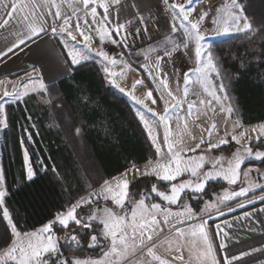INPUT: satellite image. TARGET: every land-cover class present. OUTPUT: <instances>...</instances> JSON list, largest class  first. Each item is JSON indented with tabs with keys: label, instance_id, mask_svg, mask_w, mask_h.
I'll use <instances>...</instances> for the list:
<instances>
[{
	"label": "snow or ice",
	"instance_id": "1",
	"mask_svg": "<svg viewBox=\"0 0 264 264\" xmlns=\"http://www.w3.org/2000/svg\"><path fill=\"white\" fill-rule=\"evenodd\" d=\"M120 3L121 0H0V30H4L12 38L10 46L6 50H0V57H7L16 49L22 51V45H26L27 42L35 43L36 40L51 33L62 37L61 43L67 50L65 63L68 64L69 73L76 66H83L84 62L90 59L89 52L95 51L96 55L102 58V63H105V73H108L112 83L116 84L117 73L110 71L109 66L120 63L125 67L130 65L122 59L126 53L121 51L110 55L104 50V43L107 41L112 45L128 48L130 42L135 43L136 38L143 39L144 36H148L151 39L149 34L151 21L143 15L138 17V25L134 30L129 27L131 21L120 22L119 8L116 7ZM65 4L71 9V14L65 11ZM163 5L171 15L170 31L175 33L182 30L183 33L181 42L173 43L172 47H164V56L171 57L176 49L180 47L188 49L189 44H192L196 66L183 74L184 87L181 97L169 88L167 73H164L163 78L159 76L163 57L157 55L154 65L150 61V54L160 51L159 47H149V54L145 55V60L149 63L143 65L144 69L152 80L161 86L154 90L160 92L158 99L163 102V112L158 113L145 103L144 99H139L132 93L129 95L144 109V111L137 110L136 116L147 130L148 137L155 147L156 159H149L143 169L133 164L119 177L103 180L98 189L71 202L66 211L57 212L52 219L33 231H21L9 209L4 206L9 188L5 185L4 170L0 168V208H2V219L6 222L4 231L0 233V244L6 245L0 247V264H177V261H184L185 248L190 254L195 253L199 264H246L244 257L250 255L249 252L236 254L229 250L230 234L225 229L231 228L232 224L227 220L223 221L224 227L221 224L215 225L216 235L223 237L218 249L226 253L222 259L217 258V249L214 248L209 237L208 222L212 219L213 213L218 216L225 215L221 205L227 207L230 212L235 211V208L227 202L236 201L237 198H246L248 204L255 203L256 199L264 201V185L249 181L247 187H241L238 191L225 189L222 195H216L215 200L204 201L203 197L207 194L206 187L210 181L221 178L229 185H236L242 174L247 178L253 171L252 168H246L242 173V165L246 161L252 159L264 161V151H254L250 146L253 139L260 141V137L264 136V125L259 129L251 130L252 133L258 131L259 134L248 135L247 143H242L246 133L231 134L227 131L223 137H217L214 142L212 136L217 125L213 123L207 130L208 138L201 135L199 141L192 147L184 142L185 134L196 140L189 130L188 118L202 109H198L197 101L194 100L187 103L184 116H181L178 110L183 108L189 96L190 86L199 84L209 99H199L198 104L211 107L214 102L219 103L220 111L226 112L228 117H231L235 111L234 105L225 106L222 101L229 99L225 78L230 82L232 77L231 74L222 71L220 60L211 44L206 43V37L213 32L216 36H226L235 31L251 41L257 33L264 34V22L259 28L254 27L255 21L246 14L248 5L243 0H224L219 7L200 10L193 6L194 0H183V2L163 0ZM194 12L195 17L190 18L193 17ZM206 18L210 20L212 28L205 27ZM95 37L99 38L97 49L93 48ZM165 39L169 40V38ZM32 71L39 73L35 67ZM192 72L197 74L195 81L191 79ZM120 75L122 76L123 72ZM26 76L28 79L19 87L12 85L11 91L4 88L0 94V131L9 128L10 101H24L25 97H30V93L43 92L48 97L44 103L49 105L52 103L42 74H39L38 78H33L29 72ZM217 79L220 81L218 85L215 83ZM4 83L5 81L0 80V84ZM142 83V80H136L133 88ZM176 84V93H179V79ZM154 90H148L146 93V99L151 101L152 105L157 104V99L153 98ZM120 91L123 92L124 89L121 88ZM220 93H223V96ZM193 94L199 96L198 92ZM212 111H215L214 107ZM27 119L31 120V116ZM173 120L176 123L175 133L170 126ZM159 126L164 129L163 143L166 145V151L161 147L158 134L155 132ZM238 126L237 120L233 128ZM24 131L28 132V129L25 128ZM80 131V128H76L77 134ZM229 136L231 141L241 147L237 148L226 161L222 155L210 156L203 152L189 155L196 153L202 145L207 146L209 153L229 145ZM28 139L31 140V134ZM261 146L264 147V143ZM24 160L27 164L29 160L27 150L24 151ZM206 164L211 167L205 169ZM53 172H56L55 168ZM185 175L188 176L187 179H180ZM34 176L35 172L29 165L27 179L32 181ZM153 177L156 183H152L150 189L132 190L133 184L140 178ZM158 182H167L169 189L159 190ZM256 189L261 191L258 197L255 195ZM249 193L253 194L251 198H248ZM153 194L167 205H175L184 197H188L189 200H195L197 205L203 201V207H194L188 203L179 211L172 212L169 207H162L161 203L153 202ZM101 200L105 202L103 207L99 206ZM109 201L115 208L108 206ZM93 204L97 205L94 209L91 208ZM85 206H88L90 211H83ZM237 206L244 208L245 203L240 201ZM260 211L264 212V209ZM250 216L252 213H244L245 219ZM165 228L168 234L161 239ZM59 232H63L64 236H59ZM87 237H90L87 241L89 248L106 249L100 259L94 260L90 257L80 259L64 254L63 249L67 247L72 250V245L79 250L82 247L81 242ZM61 240L64 241L63 244ZM164 244L168 245L166 251L172 255L171 260L158 253V248ZM253 251H264V249H253Z\"/></svg>",
	"mask_w": 264,
	"mask_h": 264
},
{
	"label": "trees",
	"instance_id": "2",
	"mask_svg": "<svg viewBox=\"0 0 264 264\" xmlns=\"http://www.w3.org/2000/svg\"><path fill=\"white\" fill-rule=\"evenodd\" d=\"M243 2L248 5L246 14L254 19V27L259 28L264 22V0ZM216 54L222 69L231 74L229 87L241 122L250 125L264 121V34L257 33L251 41L244 35L225 40L224 44H218ZM48 93L57 97L65 115L75 128H80V138L89 153L93 174L87 173L63 131L51 123V104L41 102L37 94H30L24 101L10 103L9 128L3 130L0 142L1 166L5 173V185L9 188L4 206L21 231L41 227L57 212L66 211L71 202L100 186L103 180L123 173L133 164L156 158L155 147L134 108L106 83L102 71L93 61L76 66L68 77L49 85ZM41 94L45 96V93ZM28 116L31 120L27 119ZM25 128L28 132L24 131ZM29 134L31 140L28 139ZM262 143L264 139L254 141L252 146L264 150ZM25 150L35 172L32 181L27 179ZM249 162L264 165V161L256 160H249L245 165ZM152 183H156L155 177L140 178L133 184L132 190L145 191ZM159 183L166 188L169 186L166 182ZM222 186L227 185L223 182L210 183L203 198L209 199L212 192ZM154 200L160 199L153 196ZM185 200L184 197L178 204H163L182 208ZM89 209L85 206L83 211ZM5 223L0 208V233L4 231ZM58 235L63 237L64 233L59 232ZM88 239L90 237L81 242L79 250L75 249V245L71 246L72 250L66 247L64 254L101 256L105 249L89 248ZM5 246L0 244V247Z\"/></svg>",
	"mask_w": 264,
	"mask_h": 264
},
{
	"label": "rangeland",
	"instance_id": "3",
	"mask_svg": "<svg viewBox=\"0 0 264 264\" xmlns=\"http://www.w3.org/2000/svg\"><path fill=\"white\" fill-rule=\"evenodd\" d=\"M170 2H171V0H170ZM177 2H183V0H177ZM223 3H224V0H199V2H196V0H194L193 6L197 10H200V9H207L210 7H219ZM195 15H196V13L194 12L193 17H190V18H194ZM177 23H179V22L177 21ZM205 27L206 28H212L213 27L210 20H208L207 18L205 21ZM241 35H243V34L236 33L235 31H233L232 33H230L229 35H226V36H216L215 33L213 32V33H210L206 37V43L211 44V46L213 47V49L215 50V53H216V49H217L218 44H220V45H221V43L224 44L225 40H229L231 38H235V37L241 36ZM94 39H95V42L93 44V48L97 49L99 46V38L95 37ZM182 39H183L182 30L177 31L174 33V35L171 38H169V40H167V41L164 40L162 42H159L157 44L152 45L151 47H159L160 51L150 54V61L152 62L153 65H154L155 58L157 55L163 57V59L161 60V63H160L159 76H160V78H163L164 73H167L168 74L169 88L174 92V94H177L178 96H181V97L183 96V87H184L183 79H182L183 74H184V72L188 71L189 69H193L196 66L195 55H194V46L192 44H189L188 49L180 47V48L176 49L175 51H173L171 57L164 56L163 49L165 46L172 47L173 43L181 42ZM103 48L105 51L109 52L110 55H115V54L121 52V50H122L120 47H118L116 45H112L110 42H107V41L104 43ZM148 49L149 48L140 52L139 55L133 54V55H129V56L125 51H123L124 53H126V55L122 59L126 60L132 68V74L130 75V77H131L130 82H132V84H130L128 86L120 84V85H118L119 87H116L112 83V78H110L108 73H105V71H104L105 63H102V58L97 56L95 51H92V52L94 53V56L96 59L92 60V61L99 66L100 70L102 71V73L104 75L106 83L108 85H110L112 88L115 87L114 89L117 91V93L124 96L129 101V103L134 108L135 112H137V110L144 111V109L141 105L137 104L136 101H134L132 99V96L129 95V93H132V95H135L139 99H144L145 103H147L150 107H153L155 111H157L158 113H162L163 112V102L158 99L160 92L154 90V89L161 87V86L159 85L158 82H154L152 80V78L149 76V73L143 67V65H145L146 63H149V61L145 60V55L149 54ZM120 64H117L116 66H109V70L115 72L118 65H120ZM222 71L226 72L224 69H222ZM116 77H119L118 73H117ZM116 77H115V80L117 79ZM177 79H179V81H180V84H179L180 92L179 93H176V87H177L176 81H177ZM191 79H192V81H195L197 79V74L195 72L191 73ZM120 80L121 79L119 78L117 81L121 82ZM136 80H142L143 83L140 85H136V87L133 88V85L135 84ZM225 82L227 83L226 91L228 93L229 99L226 101H222V103L225 106H227L228 104H232L235 107V111L233 112V114L231 115L230 118L228 117L226 112L220 111L221 105L219 103L214 102V104L211 107L199 105L198 104L199 99H206L207 100V99H209V97L207 96L206 93L203 92V88L199 84H193L190 86L189 96L187 97V100H186L183 108L179 109L178 112L181 116H184L186 114V111H187V103L194 101V100L197 101L198 109H202V110L198 111V112H194L193 116L188 118L189 130L191 131L192 136L196 137V140H193L187 134L184 135V142L186 144H188L189 146L194 147L195 143H197L199 141V137L201 135H203L207 139L208 138L207 137V130L211 128V125L213 123H215L217 125V128L213 131V136H212V139L214 142L217 139V137H223L225 134V131H227L231 134L246 133V136H245L244 140L242 141V143H247V136L248 135L255 136V135L259 134L258 131L256 133H252L251 130L253 128L259 129V127L261 125H264V121L256 123V124H250V125L243 124L240 120L238 107H237L235 100L232 96V93L230 91L229 82H228L227 78H225ZM215 83L218 85L220 83V81L217 79V80H215ZM121 88L124 89L123 92L120 91ZM148 90H154L153 91V98L157 99L156 105H152L151 101L146 99V93ZM196 92L199 93V96L193 94ZM220 95L223 96V93H220ZM38 96H39L38 98L40 99V101L43 103H44V100L46 98H48V97L43 96L41 93L38 94ZM50 98L52 99V103H51V106H52V116H51L52 118H51V120H52V122L51 123L55 124L57 126V128H60L63 131L64 136L72 142V145H73L74 149L76 150L78 156L80 157L81 162L83 164V167L86 169L87 173L90 172V174H93L92 164H91V160L89 158V153H88L87 149L85 148V144L82 142V140L80 138V133L79 134L76 133V128L72 124L71 120L65 115V112L61 107V104L58 103V101L56 100L57 97L56 96H52V97L50 96ZM15 102H18V101H10V103H15ZM57 105H59V107ZM212 107L215 108V111H212ZM147 115L150 116V114H147ZM197 115L199 118H197ZM226 120H227V124H225ZM237 120L239 121V126L236 128H233V125L235 124V122ZM181 123H183V120L181 121ZM170 126H171L173 133H175L176 123L174 120L170 122ZM155 132L158 134V140L161 143V147L164 148L166 151V145H164V143H163V138H164L163 127L162 126L157 127L155 129ZM2 133H3V131H0V142H1ZM228 138L230 140L229 145L222 146L219 149V150H221L220 152H216L217 149H214L209 153V152H207V146L202 145L200 149H197L196 153H189V155H198L202 152L205 153L206 155H210V156H221L222 155L226 161L227 159L231 158L232 153L237 148L241 147V145H236L234 141H231L230 136ZM263 139H264V136H261L260 141H262ZM254 141H256V140L253 139L250 146L253 147L254 151L255 150H261V149L255 148V146H252V143ZM262 151H264V150H262ZM28 156H29V154H28ZM154 159H156V158H154ZM252 160H254V159H252ZM147 162L137 164L136 166L138 168L143 169ZM26 165H27V168L29 165L31 166L30 158H29ZM210 167H211V165H207V164L205 165V169H208ZM0 168H2L1 157H0ZM246 168H252L253 171L249 174V176L247 178H245L242 174L241 179L237 182L236 185H229L227 183V181H224L221 178H217L214 181H210L209 184L212 182H216V183L217 182H223L227 186H222V187L218 188L217 190L212 192V195L209 199L203 198V200L204 201L215 200L216 195H222L223 191L225 189H227L229 191H233V190L238 191L241 187H247L249 181H255L259 184L264 185V165L249 162L248 165H245V164L242 165V173H243V170ZM119 176H120V174L115 176V177H119ZM112 178H110L108 180H111ZM187 178H188V176L185 175V176L181 177L180 179H187ZM209 184H208V186H209ZM208 186L206 187V189L208 188ZM157 187L161 191H167L170 186H168L166 188L164 185H162L161 183L158 182ZM98 188H99V186L96 188H92L89 192L94 191L95 189H98ZM88 193L83 195V196H87ZM260 194H261L260 189H256L255 195H260ZM252 195H253L252 193H249L248 198H251ZM153 196H154V194H153ZM185 199L186 200H185L184 204L191 203L193 206L203 207V201L200 202L199 205H197V202L195 200H189L188 197H185ZM243 200H246V198L240 197V198H237L236 201L227 202V203H229L230 205L232 203V205H233V204H236L239 201H243ZM153 202H158V203H161L163 206H166L163 204L166 202H163L161 200H154ZM104 203L105 202L101 200L99 206L103 207ZM108 206L115 208V206L112 205L111 201L108 202ZM96 207H97V205L95 204V206L92 209H94ZM168 207L171 209L172 212L175 211V209H181V207L180 208H173L170 206H168ZM221 208H225V206L221 205ZM78 211H80V210H78ZM88 211H90V209ZM162 248H164V247H162ZM102 256H103V254L101 256H98V257H90V258L96 260V259H100ZM69 257H77L80 259L89 258V257H79V256H75V255H71Z\"/></svg>",
	"mask_w": 264,
	"mask_h": 264
},
{
	"label": "crops",
	"instance_id": "4",
	"mask_svg": "<svg viewBox=\"0 0 264 264\" xmlns=\"http://www.w3.org/2000/svg\"><path fill=\"white\" fill-rule=\"evenodd\" d=\"M116 7L119 8L120 22L131 21L129 27L132 30L138 25L140 15L151 21L149 26L151 39L148 36H144L143 39L136 38L135 43L130 42L128 48L120 47L121 51L140 53L174 35L170 31L171 15L165 10L163 0H121L120 5ZM64 9L68 14H71V9L68 8L67 4L64 5ZM98 11L102 10L98 9ZM11 40L12 38L4 30H0V50H6L10 46ZM61 40V36H54L49 33L42 39L36 40L35 43L27 42L26 45H22V51L16 49L13 53H9L7 57H0V80L5 81L4 84H0V94H2L4 88L11 91L12 85L19 87L28 79L26 73L29 72H31L33 78H38V75L42 74L44 83L47 86L68 77L71 73L68 72V64L65 63L67 50L64 49ZM78 47H82V45H78ZM89 56L88 61L96 59L93 52H89ZM33 67L38 69L39 73L33 72ZM115 72L119 74V77H116V84H114L116 87L120 84L126 86L132 84L130 82L131 66L125 67L121 63ZM121 72H123L122 76L120 75ZM119 78L121 82L117 81ZM243 202L245 203L244 208L238 207L237 203L231 205L235 208V211L232 212L228 211L227 207L222 208L225 212L224 216L213 213L212 219L208 222L210 225V240L214 248L217 249V258L222 259L226 253L219 250L218 245L223 237L216 235L215 225L221 224L224 227L223 221L227 220L232 224L231 228L225 229L230 234L228 240L229 250L236 254L249 252L250 255L244 257L246 264H264V251H253V249H264V212L260 211V209H264V201L256 199L253 204H248L247 200H243ZM179 210L175 209L173 212ZM245 212L252 213V216L245 219ZM167 234V228H165L164 233L161 234V239ZM167 247V244L159 247L158 253L171 260L172 255L166 251ZM183 256L184 261H177V264H199L195 253L190 254L187 248L183 249Z\"/></svg>",
	"mask_w": 264,
	"mask_h": 264
}]
</instances>
